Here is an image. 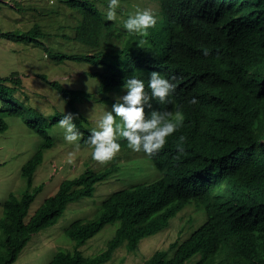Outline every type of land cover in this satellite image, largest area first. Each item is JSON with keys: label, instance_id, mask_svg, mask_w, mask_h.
<instances>
[{"label": "trees", "instance_id": "obj_1", "mask_svg": "<svg viewBox=\"0 0 264 264\" xmlns=\"http://www.w3.org/2000/svg\"><path fill=\"white\" fill-rule=\"evenodd\" d=\"M60 2L78 21L73 36L65 35L66 39L88 51L67 54L52 49L56 64L69 60L102 65V72L92 74L100 79L101 94L123 90L131 76L143 80L146 91H150L147 83L152 72L167 79L176 76L170 108L181 112L182 122L151 158L163 172L160 178L114 193L104 200L98 219L74 221L66 229L76 241L74 250L57 252L49 264H104L124 244L129 251H137L144 238L166 227L192 201L204 206L207 220L179 245L174 256L157 251L142 264H185L195 255L199 256L195 264H264V0H160L163 17L149 29L147 43L142 45V37L120 31L106 19L100 0ZM46 36L38 24L28 32L0 30V37L15 42L37 38L39 43ZM115 47L117 61L113 62L109 50ZM41 76L71 109L73 122L83 134L81 144L88 147L84 141L92 131L83 125L86 117L77 105L91 102V93ZM22 85L18 76H0V98L14 103L8 110L14 117L25 113L12 98ZM193 98L196 104L189 103ZM62 117L45 125L57 124ZM40 120L46 122L44 117ZM29 127L34 128L31 123ZM7 129L0 118V133ZM36 132L42 143L22 168L27 191L20 199L9 197L0 221L1 245L8 249L7 256L0 257L2 264H13L35 234L57 224L70 203L91 197L98 183L119 170L114 162L104 171L86 170L64 180L26 222L32 203L44 189L33 186L35 173L44 162V152L55 145L44 128ZM180 136L187 138L186 155L177 160ZM115 222L120 227L104 252L88 257L80 251L82 244Z\"/></svg>", "mask_w": 264, "mask_h": 264}, {"label": "rangeland", "instance_id": "obj_2", "mask_svg": "<svg viewBox=\"0 0 264 264\" xmlns=\"http://www.w3.org/2000/svg\"><path fill=\"white\" fill-rule=\"evenodd\" d=\"M108 3L109 0H100L104 16ZM137 9L150 10L157 21L163 17L160 0H120L117 19L113 21L120 31L127 32L124 22ZM70 10L60 0H0L2 32H28L38 24L47 34L46 38L38 39L39 43L36 42L37 38L36 41L15 42L0 37V76H18L23 81V85L15 90L12 98L19 104L21 111H25L19 117L9 115L8 110L14 103H6L0 98V118L8 125L7 131L0 133V221L4 217L5 203L9 197L13 195L20 199L27 191L22 168L38 152L42 143L37 129L44 128L46 135L54 139L55 145L44 152V162L35 173L33 186L43 185L44 189L32 203L26 222L47 198L57 193L64 180L79 177L86 170L104 171L114 162L119 170L108 180L98 183L91 197L70 203L57 224L35 234L13 264H49L57 252L73 251L76 241L67 235L66 229L74 221L98 219L102 213V204L108 197L133 185L154 182L163 174L156 169L148 156L143 152L132 151L127 145H121V151L111 162L100 165L92 159V149L82 146L81 140L79 151H75V146L65 141L64 132L58 127V122L52 126L45 125L53 122L58 115L62 117L72 114V111L60 93L42 79L41 75L49 81H58L63 87L84 90L93 95V101L77 105L78 110L86 117L83 125L91 131L98 130L100 119L105 112L111 111L116 98L126 95L125 91L99 93L100 79L92 74L102 72V65L69 60L58 65L50 56L52 49L63 50L67 54L88 51L86 47L65 37H72L73 28L78 24ZM58 11L61 13L53 14ZM67 22L70 27L65 28ZM116 47L109 50V58L113 62L117 61L114 57L118 52ZM100 99L103 101H98ZM37 115L44 117L46 122ZM37 117L40 118L39 121L35 120ZM29 123L34 128H30ZM121 140L123 139L118 141ZM70 153L74 154L70 156ZM206 220L204 206L192 201L179 209L166 227L144 238L137 251H129L124 244L104 264H142L157 251H165L168 257H172L179 245L190 238ZM119 227V222L106 225L82 244L80 251L88 257L100 255L108 248ZM1 244L0 230V257H5L8 249ZM198 257L195 255L185 264H195Z\"/></svg>", "mask_w": 264, "mask_h": 264}, {"label": "clouds", "instance_id": "obj_3", "mask_svg": "<svg viewBox=\"0 0 264 264\" xmlns=\"http://www.w3.org/2000/svg\"><path fill=\"white\" fill-rule=\"evenodd\" d=\"M119 3L120 0H109L106 10L108 21L117 19ZM158 23L150 10L137 9L125 20L124 28L129 34L142 37L140 40L142 45L147 43L149 29ZM208 54L205 51L204 55ZM176 80V76L167 79L158 72H152L147 83L150 91H146L145 82L135 76L125 79L123 90H112L125 91L126 95L116 98L111 111L105 112L100 119L98 130H93L84 141L92 149V159L100 165H106L119 154L121 145H127L134 152H143L150 159L156 156L165 147L167 139L181 126V112L170 108L171 103H174L171 97L176 91L177 84L174 82ZM92 99L94 100L93 95ZM189 103L196 104L197 100L193 98ZM74 119L72 114L64 115L58 121V127L63 130L65 141L73 144L75 151H79V141L83 134L77 130ZM119 139L123 140L118 141ZM186 140L185 136L178 138L176 142L178 154L175 159L180 160L186 155L184 149ZM73 154L70 153V156Z\"/></svg>", "mask_w": 264, "mask_h": 264}]
</instances>
